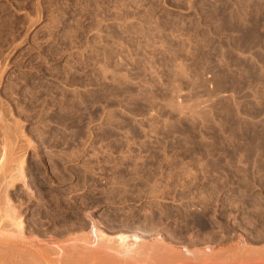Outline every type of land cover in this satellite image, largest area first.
Wrapping results in <instances>:
<instances>
[{
    "label": "rangeland",
    "instance_id": "374dc122",
    "mask_svg": "<svg viewBox=\"0 0 264 264\" xmlns=\"http://www.w3.org/2000/svg\"><path fill=\"white\" fill-rule=\"evenodd\" d=\"M1 163L33 241L264 231V0H0Z\"/></svg>",
    "mask_w": 264,
    "mask_h": 264
},
{
    "label": "bare ground",
    "instance_id": "6f19581e",
    "mask_svg": "<svg viewBox=\"0 0 264 264\" xmlns=\"http://www.w3.org/2000/svg\"><path fill=\"white\" fill-rule=\"evenodd\" d=\"M4 152H5V150H4ZM8 153H6L7 156H9ZM6 155H5V157L3 155V157L6 158ZM10 157H12V156H9V158L8 157L7 158L12 160ZM10 160H9V162H10ZM0 167H1V172H3L2 170H4L6 166L3 163H1ZM7 167H6V169H7ZM18 169H17V171L20 170V169L19 170ZM22 170L23 169H21V171ZM14 172H16V171H14ZM11 173L9 175H11ZM16 173L18 174V172H16ZM16 173H15L14 177H16ZM21 176H19V177L21 178ZM6 177L8 178V175ZM6 177H4L3 179H5ZM12 177H13V175H12ZM24 177H26V175ZM22 179H20V180H22ZM3 181H1V183H3ZM11 181L6 182V183H8V185L10 186ZM4 188H2V190ZM6 188H8V187L6 186ZM6 188H5V190H3V192L7 191ZM3 192H1V193H3ZM8 192L9 191H7V193ZM1 193H0V197H1ZM9 195H7L6 198H4V196H2L3 199L0 200V264H264V231H258L260 229H257L256 231H258V232L255 233V231L253 229H251L253 231H250V233H249L250 237H249L247 234L248 232L244 229L243 226H240V227H243V229L247 233H245L244 230L242 229L243 230L242 234L239 236V239L237 238L238 240H237L236 245L229 247L228 249L227 248L223 249L222 247L220 249H216L217 248L215 245L216 241L213 238H210L208 240L204 239V238L200 237V235L197 234L196 232L185 231L186 232V233L184 232L185 235H182L181 232H179L180 231L179 230V231H177L179 234V237H178L177 232L174 233V232H172V230L167 229V228H162L163 234H160V233L154 234L155 237L152 239H149V240L144 238V237H141L140 236L141 234H138L136 232H132L133 229H136V227L134 228L133 226H132L133 229L131 232L128 231V229H130V228H127V230L125 228L126 231L125 230L120 231L125 226L123 228H121L120 230L118 228L116 230L114 227V229L118 232H115L113 230L115 233L109 235L110 229L107 232L108 234L104 232L105 230L104 231L100 230L101 227L99 225L98 226L100 228L97 226V224L95 223V221H97V220H95V218L92 221V223H93L92 227L91 228L89 227V229H91V230L88 231L87 230L88 227L83 228V226H82L83 229H81V231L87 230L86 231L87 233L83 232L84 234H81V235L79 234V236H75L74 238H69L68 236H69L70 231L68 230L69 231L68 232L66 230L68 232V234L66 235L68 238L65 240V238H64L65 234L64 235L62 234L63 232H62L61 228L59 227L60 232H62L61 234L63 235L61 241L54 242L55 238L57 237V236H55V233H54V236H55L54 240L52 239L53 241H51V238L54 237L53 235H52V237L50 236L51 238H50V240H48L49 238L47 237V233H45V232H44V234H46V237L48 238L45 240H47V241H45V242H43L42 240L36 241L37 238H35L33 241V240L28 239L30 236L27 238V230L28 229L25 227V226H27V224L24 225L25 221L22 220L21 217L16 216L17 212H15V208L13 206H11L10 201L7 200V198L9 199L11 196V195L10 196ZM10 199L12 200V197ZM12 205H15V203H12ZM15 207H17V204ZM17 209H18V207H17ZM18 213H19V211H18ZM21 214H22V212L20 213V215ZM87 215L90 216V214H87ZM33 216H34V214H33ZM162 217L163 216H160V218H162ZM153 218L154 217L152 216V219L150 218V220H153ZM261 219H262V217H261ZM30 220H32V219H30ZM34 221L36 223L37 220H34ZM70 221H72V220H70ZM74 221H75L74 223L73 222H71V223H73L75 225L77 220H74ZM154 221L155 220H153V223H154ZM160 221H161V219H160ZM176 221H175V223H176ZM243 221H244V219H243ZM111 222H113V219H111ZM148 222L150 225L151 224L150 222H152V221H148ZM148 222L146 224L144 222V224H142V226H144V227L147 226ZM259 222L260 221H258V223ZM263 222L264 221H262V223ZM28 223H29V221H28ZM64 223L67 224V221L65 220ZM114 223H116V221ZM129 224L128 225L126 224V227L127 226L130 227ZM156 224H154V226ZM160 224H162V222ZM254 224H255V222H254ZM254 224H252V225H254ZM260 224L261 223H259L258 225H260ZM29 225L31 227L32 223ZM165 225L166 224L164 221L163 226H165ZM262 225H260V226L262 227ZM34 226H36V225H34V223H33V227ZM57 226H59V225H57ZM70 226H72V225H70ZM65 227H67V226H65ZM141 227H140V229L144 228V227H142V228ZM251 227H253V226H251ZM75 228L77 229L79 227L76 226ZM157 228H159V227H156V228L153 227V229H157ZM181 228H183V227H181ZM248 228H250V227H248ZM248 228H247V230H249ZM263 228H264V226H263ZM32 229L33 228H31V231H32ZM36 229H39V228H36ZM36 229H35V231H36ZM44 229H46V228H44ZM54 229L52 228L53 232H55ZM72 229H74V228H72ZM148 229H146V227H145V230H147L146 232H148ZM166 229H167V233L164 234L165 233L164 231ZM171 229H173V228H171ZM149 230L151 231L152 229H149ZM176 230H178V229H176ZM182 230L183 229H181V231ZM35 231L33 232V235L36 234ZM47 231H48V233H50L49 230H46V232ZM136 231L138 232L139 230H136ZM220 231H221V229H220ZM28 232H30V231H28ZM111 232H112V230H111ZM156 232H157V230H156ZM209 232L207 233V235L211 236V235L215 234L214 231L212 232V234H209ZM217 232H219V231H217ZM217 232H216V234H217ZM30 233H32V232H30ZM39 234H41V233H39ZM57 234H59V233H56V235ZM61 234H59V235H61ZM146 234H149V233H146ZM237 234H238V232H237ZM28 235H30V234H28ZM41 235H43V234H41ZM142 235L144 236V234H142ZM70 237H71V235H70ZM146 237H147V235H146ZM214 237H216V236H214ZM39 238L41 239V236ZM205 238H209V237L206 236ZM217 238L218 237H216V239ZM42 239H43V237H42ZM219 243H221V242H219ZM222 243H223V241H222ZM257 244H259V245L262 244V245L256 246ZM219 245H222V244H219Z\"/></svg>",
    "mask_w": 264,
    "mask_h": 264
}]
</instances>
